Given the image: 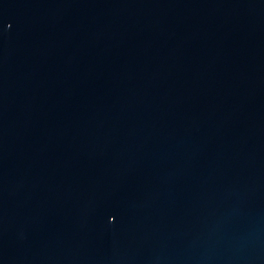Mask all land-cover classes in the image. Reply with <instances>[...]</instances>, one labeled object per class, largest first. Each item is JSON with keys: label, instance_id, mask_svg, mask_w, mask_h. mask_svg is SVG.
<instances>
[{"label": "water", "instance_id": "water-1", "mask_svg": "<svg viewBox=\"0 0 264 264\" xmlns=\"http://www.w3.org/2000/svg\"><path fill=\"white\" fill-rule=\"evenodd\" d=\"M0 264H264V0H0Z\"/></svg>", "mask_w": 264, "mask_h": 264}]
</instances>
